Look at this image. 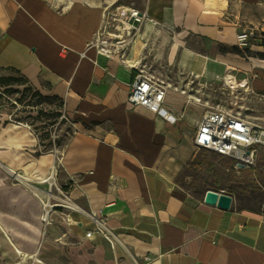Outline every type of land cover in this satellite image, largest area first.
Segmentation results:
<instances>
[{
	"label": "crops",
	"instance_id": "obj_1",
	"mask_svg": "<svg viewBox=\"0 0 264 264\" xmlns=\"http://www.w3.org/2000/svg\"><path fill=\"white\" fill-rule=\"evenodd\" d=\"M126 3L148 9L153 20L126 50L103 54L96 40L107 10ZM248 30L260 38L242 50L237 35ZM146 66L170 83L164 106L174 121L129 104L134 75ZM229 67L250 80L264 67V0H0V73L45 85L68 116L62 148L25 166L48 174L58 162L57 182L81 208L59 207L46 223L40 211L47 198L40 197L34 228H50L64 245L62 264H264V204L248 208L233 196L222 209L205 203L206 192L194 195L177 182L190 155L179 144L182 128L174 131L185 118L187 88ZM251 87L264 91V79ZM91 214L108 237L96 230L87 236L96 228ZM56 228H64L61 235ZM34 241L37 248L40 237ZM47 245L38 264L52 262Z\"/></svg>",
	"mask_w": 264,
	"mask_h": 264
},
{
	"label": "rangeland",
	"instance_id": "obj_2",
	"mask_svg": "<svg viewBox=\"0 0 264 264\" xmlns=\"http://www.w3.org/2000/svg\"><path fill=\"white\" fill-rule=\"evenodd\" d=\"M120 5L125 8L124 12L118 9ZM128 6L127 3L117 4L107 10L105 26L96 40L101 53L121 48L126 50L135 37L126 24ZM142 68L166 79L160 75L159 68ZM227 74L225 72L212 80L197 81L193 87L187 88L189 100L185 118L175 123L174 131L179 126L182 128L179 144L189 148L190 155L184 156V167L177 182L183 190L194 195H204L209 189L225 190L241 199V205L258 209L264 204V190L258 184L264 185L261 165L257 170L238 172L230 158L210 150L197 149L192 139L197 122L211 109L224 108L264 126V91L252 87L247 90L240 86L244 74L239 75L237 84L230 81L227 84ZM250 75L253 81L259 77L264 79V67H259ZM0 78H11L8 82L0 81V221L10 226L0 228V264H38V253L43 242L48 244L45 254L52 261L48 264H62L64 245L55 242L57 237L52 236L50 228H34L40 222L36 215L38 205H43L40 197H46L51 190L48 181L42 179L55 168L53 166L48 174H39L25 166L27 163L37 164L43 153L58 152L64 145L67 135V121L61 119L65 111L64 102L58 95L45 93V85L43 88L35 86L20 74L1 72ZM171 82L174 88L175 83ZM18 160L19 163H16ZM260 163L264 164L263 161ZM56 167L59 170L58 162ZM8 168L17 171L20 176L8 172ZM29 177L35 180H29ZM40 185L47 186V190L40 188L38 195L35 188ZM59 185L63 186L62 183ZM54 192L62 197L56 188ZM43 210L44 207H41L40 213L44 219ZM56 229L58 235L64 231V228ZM39 237L40 245L35 248L34 243L38 242L34 239ZM50 238L54 239L53 244H49L52 241ZM15 247L22 253H17Z\"/></svg>",
	"mask_w": 264,
	"mask_h": 264
},
{
	"label": "built area",
	"instance_id": "obj_3",
	"mask_svg": "<svg viewBox=\"0 0 264 264\" xmlns=\"http://www.w3.org/2000/svg\"><path fill=\"white\" fill-rule=\"evenodd\" d=\"M127 12L128 20L126 24L128 29L134 32V36L141 30L145 22L153 20L148 9L140 8L135 4L128 6ZM257 38L259 39L260 36H257L253 30L240 32L237 35V45L240 49L245 50ZM116 47L118 46L116 45ZM229 70L226 83L230 81L237 84V73L240 70L234 67H229ZM169 89L170 83L166 79L157 77L151 72H146L144 68H138L131 84L128 102L134 107H146L154 112L161 113L162 109H166L164 105ZM167 112L169 111L167 110ZM165 116L169 118L168 113ZM61 119L68 120L65 111L62 112ZM193 142L197 149L210 150L220 156L230 158L233 161L235 170L238 172L257 170L260 165L264 172V164L260 163L261 161L264 163V126L256 124L245 116L224 108L207 110L196 124ZM54 168L48 180L51 190L46 195L47 201L45 203L47 205L45 207L47 209L45 208L44 217L46 223L51 211L59 207L70 210L81 209L71 199L69 193L58 184L55 176L58 175L59 170L56 166ZM258 184L264 190V185L260 182ZM55 188L62 194V197L57 196V193L54 192ZM220 192L228 193L225 190H220ZM91 217L96 228L89 230L87 236H91L96 230L108 237L109 230L105 223L93 214H91ZM146 259L151 260L152 257L146 256Z\"/></svg>",
	"mask_w": 264,
	"mask_h": 264
},
{
	"label": "water",
	"instance_id": "obj_4",
	"mask_svg": "<svg viewBox=\"0 0 264 264\" xmlns=\"http://www.w3.org/2000/svg\"><path fill=\"white\" fill-rule=\"evenodd\" d=\"M161 113L163 115H167V110L162 109ZM241 167H244L242 164H239ZM205 203L212 205V206H218L222 209H230L233 202V196L225 193L220 192L218 190L209 189L206 191L205 197H204Z\"/></svg>",
	"mask_w": 264,
	"mask_h": 264
},
{
	"label": "bare ground",
	"instance_id": "obj_5",
	"mask_svg": "<svg viewBox=\"0 0 264 264\" xmlns=\"http://www.w3.org/2000/svg\"><path fill=\"white\" fill-rule=\"evenodd\" d=\"M224 2L226 3V1H224ZM120 9H121L123 12L125 11V8H124V7H121V6H120ZM227 84H229V82H227ZM240 86L245 87L247 90L250 89V88H251V80H250V78H249V77H246V78L242 79V81H241V83H240ZM183 100H184V98L181 97V96L177 98V103H178V106H179V107L181 106ZM167 113H168L169 118H170L172 121H174V120H175V116H174L172 113H170V112H167ZM8 172L13 173V174H17V175L20 176V174H18L17 171H15V170H13V169H11V168H8ZM51 175H52V173H51ZM51 175H50V177H51ZM50 177H49V178H50ZM49 178L45 179V181H48ZM42 200H43V199H42ZM46 205H47V204L45 203V206H46ZM6 237H7V236H6ZM7 239L10 241V243H11L12 245H14V244L12 243L11 239H9L8 237H7ZM15 248H16V247H15ZM16 251H17V253H22L18 248H16Z\"/></svg>",
	"mask_w": 264,
	"mask_h": 264
},
{
	"label": "trees",
	"instance_id": "obj_6",
	"mask_svg": "<svg viewBox=\"0 0 264 264\" xmlns=\"http://www.w3.org/2000/svg\"><path fill=\"white\" fill-rule=\"evenodd\" d=\"M24 78V76H21ZM0 81H4V82H8V81H11V78H0ZM58 97V96H56Z\"/></svg>",
	"mask_w": 264,
	"mask_h": 264
}]
</instances>
